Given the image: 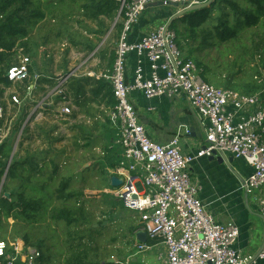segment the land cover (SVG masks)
Here are the masks:
<instances>
[{"label":"built area","instance_id":"obj_1","mask_svg":"<svg viewBox=\"0 0 264 264\" xmlns=\"http://www.w3.org/2000/svg\"><path fill=\"white\" fill-rule=\"evenodd\" d=\"M208 0H133L123 1L124 28L111 71L95 75L108 82L115 104L108 112L109 121L119 131L117 143L123 148L124 163L112 169V177L122 180L112 195L137 214L138 232L166 248L162 264H252L264 261V248L257 258L237 249L240 228L235 222L218 223L199 197V188L191 181L190 166L199 158L215 153L230 154L245 160L253 173L244 182L248 196H254L264 221V92L246 95L229 88L216 87L201 78L192 59H187L177 45L176 32L167 24L159 26L139 41L130 43L128 32L148 6H177L178 12ZM121 11V12H122ZM138 61L132 82H127L129 55ZM149 61L146 75L143 59ZM75 76L71 71L56 79V87L36 102L37 82L33 61L20 51L19 62L10 66L4 78L10 84L0 86V148L11 139L12 120L7 106L13 104L22 113L30 107L24 123L40 120L47 111L61 116L71 114L66 85ZM17 85L19 92L8 90ZM1 89H4L3 95ZM22 90L25 96L22 97ZM141 92L147 100L174 99L184 94L200 116L207 121L204 144L196 155L184 152L176 136L167 144L154 142L131 103L130 95ZM62 97L54 107L53 97ZM7 108V109H6ZM152 110V109H150ZM21 115V114H20ZM22 116V115H21ZM21 118V117H20ZM19 118V119H20ZM20 121V120H19ZM23 130L18 133L19 144ZM10 161V160H9ZM9 167L4 176H7ZM2 186L0 187V194ZM140 253L151 251L152 245L138 243ZM42 253L22 239L13 244L0 241V264H40Z\"/></svg>","mask_w":264,"mask_h":264},{"label":"rangeland","instance_id":"obj_2","mask_svg":"<svg viewBox=\"0 0 264 264\" xmlns=\"http://www.w3.org/2000/svg\"><path fill=\"white\" fill-rule=\"evenodd\" d=\"M41 1L43 4L51 2ZM86 2L52 1V12L35 26L27 39L17 44L15 59L19 62L21 51L41 71L61 74L74 70L73 90L79 87L78 82L87 84V90H90L94 86V74L113 68L121 37L119 24L123 21L119 15L114 19L90 17L79 7ZM94 3L96 5L97 0ZM220 11L216 9L214 14ZM177 13L174 6L156 4L148 7L141 17L144 30L152 24L164 25ZM175 23L178 30L184 32L185 24L180 20ZM131 30L133 33L134 29ZM180 40L184 55H189L196 64H202L200 70L206 69V82L245 94L264 92V49L256 50L257 45L264 46V27L245 30L233 40L219 42L197 53L190 51L197 46L191 39L180 37ZM87 78L90 81H82ZM8 92H19V87L12 86ZM79 96L73 95V99L78 100ZM85 97L86 106L78 111L76 107L74 111L71 108V114L76 112L74 126L57 121L60 119L57 117L54 121L50 118L37 121L29 126L25 134L27 139L22 135V143L18 145V133L14 134L12 129L11 146L7 145L3 153L15 156L14 162L23 165L18 170L19 176L9 185L8 173L6 177L3 175L0 187L18 188L26 195V200H39L42 205L32 219L17 215L3 219L0 239L9 244L16 239L28 242L33 248L40 249L46 264H67L68 259L85 249L92 264H162L160 248L144 253L138 251L134 237L137 214L112 195V169L107 166L116 157L110 158L113 151L122 152L121 160L124 151L117 143L119 131L108 118V102L106 99L90 101L92 96L87 95H81L79 100ZM12 116L11 126H15L19 114L16 112ZM66 181L69 183L67 193L78 192V198L59 199L58 189ZM74 206L83 208L84 216L81 217L86 221L68 225L52 218L56 209Z\"/></svg>","mask_w":264,"mask_h":264},{"label":"crops","instance_id":"obj_3","mask_svg":"<svg viewBox=\"0 0 264 264\" xmlns=\"http://www.w3.org/2000/svg\"><path fill=\"white\" fill-rule=\"evenodd\" d=\"M156 5V4H152ZM150 5V6H152ZM148 6V7H150ZM175 7V11L178 12V7ZM144 14V13H143ZM143 16V15H142ZM141 16V17H142ZM169 22V21H168ZM165 23V24H168ZM142 24V18L134 24L132 27L134 32L128 36V41L130 43H134L139 41L145 35L153 32L158 28V26L151 25L147 30H144ZM161 26V25H160ZM138 61V57L136 54L129 55L128 58V66H127V82H132L134 78V71L136 68V62ZM144 69L146 75L149 74V61L144 58ZM34 68L36 70V74L40 75L41 78L37 82V88L35 91L34 98L36 102L41 101L43 97H46L47 94L56 87V79L60 76H64L68 74L70 71H65L61 74H53L52 72H46L39 70L36 67L35 62H33ZM110 68L112 64H110ZM49 73V74H48ZM105 73V72H100ZM98 73V74H100ZM97 75V74H94ZM75 77L73 76L68 84L66 85V93L69 98V106L74 111L75 107L77 111L79 108L87 105V97L83 100H79L82 96L87 95L88 97L92 96L91 99H106L108 102L107 109L110 110L114 104L113 99H111L106 95L105 89L103 90L104 93L101 95L95 94L94 92L98 91V82L102 80H98L95 77L93 81V87L90 90H87L85 83H79V86H82V92L78 93V88L74 91L73 84L75 81ZM82 81H90V79H84ZM105 81V80H104ZM108 83V82H107ZM89 85V84H88ZM108 87L110 88V84L108 83ZM111 89V88H110ZM77 94V95H76ZM256 94V93H254ZM251 94V95H254ZM74 96L77 97L78 100L73 99ZM247 95V94H246ZM25 96V92L22 90V97ZM62 97L54 96L53 102L54 107H57L61 103ZM131 103L134 105L135 109L137 110L140 121L146 127L148 136L156 143L160 144H167L176 136H179L182 143V148L184 152L196 155L202 145L204 144L205 139V125H207V121L204 120L200 114L192 108L190 102L188 101L187 97L182 94L174 99H167V98H155L152 100H147L141 92H133L130 95ZM76 106H75V103ZM61 105V104H60ZM32 105H27L22 108V113H18V119L20 120L18 125H20V130H23V137L25 136V129L29 128L32 123L37 121H42L44 119H52L55 120L54 117L60 118L57 121L67 122L70 126H74L76 120V112H72L70 116H61L56 114L53 111L45 112L44 117L40 120L32 119L27 124L26 122L30 107ZM72 106V107H71ZM9 113V120H13V113L18 111L17 107H14L13 104L7 106ZM152 109V110H150ZM22 116H21V115ZM16 123V124H17ZM113 126V125H112ZM116 130V127L113 126ZM113 129V128H111ZM13 130L14 127H13ZM71 131V130H70ZM14 132V131H13ZM18 132V133H19ZM72 132V131H71ZM108 130L104 133H107ZM103 133V134H104ZM11 134V139H12ZM114 140V139H113ZM111 149H114L111 147ZM116 154V155H115ZM113 156V163L115 164H123L124 158H122V152L113 151L110 158L112 159ZM227 159L232 157L234 160L233 162L228 165L226 163H220L218 158L212 159L211 157H203L197 159L189 169L191 181L194 185L199 188V197L206 206V209L211 213L214 220L218 223H227V222H235L240 228V236L237 242V249L242 252V254L246 256H256L259 254V250L261 249L264 241V221L261 217L258 203L254 196H248L245 189H244V182L245 180L250 177L253 173V168L245 161L235 159L230 154H227ZM121 160V161H120ZM120 162V163H119ZM109 168V167H107ZM115 168V167H114ZM113 169V168H111ZM110 170V168H109ZM137 220V219H136ZM138 224L135 230V240L137 231L140 228L139 220L136 221ZM149 238L147 237V240ZM151 243H147L148 245H152L153 249L160 248V260L163 262V259L166 257V248L163 244L157 243L156 241L150 240ZM138 244L137 241H135ZM151 250V251H152ZM252 264H264V261L257 260L256 262H252Z\"/></svg>","mask_w":264,"mask_h":264},{"label":"trees","instance_id":"obj_4","mask_svg":"<svg viewBox=\"0 0 264 264\" xmlns=\"http://www.w3.org/2000/svg\"><path fill=\"white\" fill-rule=\"evenodd\" d=\"M50 1L51 2L48 1L46 4H43L41 0H0V86L5 84L7 87H10V84L6 81L4 76L10 66L18 62L15 59L18 51L17 44L27 39L35 26L52 12L54 6L52 1L54 2L56 0ZM94 1L95 0H87L85 4H81L79 7L83 11L85 10L90 17L95 19H98L99 16L114 19L117 15H120L118 17H121L123 22L119 24V30L122 32L124 28L125 8L121 12V7L124 0H97L96 5ZM131 1L133 0H126L127 3ZM216 9L221 11L218 14H214ZM180 22L185 24L184 32L178 30V26H176L177 24L175 22V24L173 23L171 25V29H174L176 32L177 45L180 50L183 53L185 52L182 47V41L180 40V37H185L191 39L193 44L197 45L196 48L190 49L191 53L206 51L216 46L219 42L223 43L237 38L239 33L245 30L261 26L264 27V0H214L210 7L191 13L181 19ZM22 45L23 44L20 46ZM262 49H264L263 45L259 44L256 46L257 51H261ZM186 58L191 59L189 55L186 56ZM197 66L200 70L202 64H197ZM205 73L206 69L205 71L202 69L200 70L201 78L204 81H208L204 75ZM98 85V91L94 92V95H101L104 93L103 90L105 89L106 95L112 102L114 94L112 88L110 87V89L108 87V83L102 80L98 82ZM82 89L83 87L79 86L78 93H83ZM3 93L4 89H1V94L3 95ZM114 102L115 99H113V104ZM14 129V134H17L20 125H18V123L15 124ZM27 132L28 128L25 129V134ZM25 139H27V136H25ZM10 143V141L6 142L0 148V185L5 173L4 169L6 162L11 158L9 154L5 155L3 150L7 145L11 146ZM20 143H22V141ZM14 157L15 156H13V162ZM22 165L23 163L18 161L11 164L8 171V185L19 176L18 170H20ZM118 165L119 164H115L110 160L107 167L113 168ZM55 170H57V168ZM68 184V181H66L61 189H58L59 199L69 200L78 198V192L76 194L74 192L67 193ZM41 205L42 202L39 200H26V195L18 190V188L9 187V189H2L0 194V230L3 229V219L7 220L15 215L32 219ZM82 214L83 208L81 206H74L72 208L65 207L64 209H56L55 212L52 213V218L58 221H64L68 225H73V223H77L79 220L86 221V219L81 217L84 216ZM1 240L3 239H0V241ZM146 242L151 243L150 239L146 240ZM26 243L29 244L28 242ZM45 258L46 257L42 255L40 264H46ZM88 258L89 255L85 249L78 252V254L74 255L71 259H68L67 264H92L89 262Z\"/></svg>","mask_w":264,"mask_h":264},{"label":"water","instance_id":"obj_5","mask_svg":"<svg viewBox=\"0 0 264 264\" xmlns=\"http://www.w3.org/2000/svg\"><path fill=\"white\" fill-rule=\"evenodd\" d=\"M213 1L214 0H208L206 3L199 4V5H195V6L186 8V9L178 12L176 15H174L170 19L169 23L167 24V29L171 28V25L174 22L185 18L186 16L190 15L191 13L198 12L200 10H203L205 8L210 7L211 4L213 3ZM121 9H122V7H121ZM215 157L218 158V161L220 163H226L228 165H230L233 162V160H234L232 157H230L229 159H227V156L225 154L215 153L211 158L214 159ZM12 160H13V155L10 158V161H9V164H8L7 168L10 166V163H11ZM111 185L113 187H118V186L122 185V180L121 179H118L117 177H112V179H111ZM146 240H147V236H146V233L145 232H138L137 233V235H136V241L138 243H146ZM263 248H264V241H263V245H262L261 249L259 250V254L261 253V251L263 250ZM259 254H257L255 256V258H257ZM109 262L112 263L113 260H109Z\"/></svg>","mask_w":264,"mask_h":264}]
</instances>
